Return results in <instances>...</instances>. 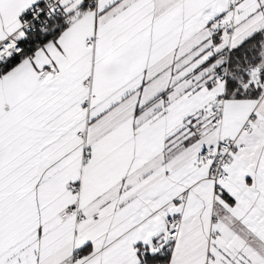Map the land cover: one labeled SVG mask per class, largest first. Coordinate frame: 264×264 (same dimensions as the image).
<instances>
[{
  "label": "snow or ice",
  "instance_id": "obj_1",
  "mask_svg": "<svg viewBox=\"0 0 264 264\" xmlns=\"http://www.w3.org/2000/svg\"><path fill=\"white\" fill-rule=\"evenodd\" d=\"M0 264H264V0H0Z\"/></svg>",
  "mask_w": 264,
  "mask_h": 264
}]
</instances>
